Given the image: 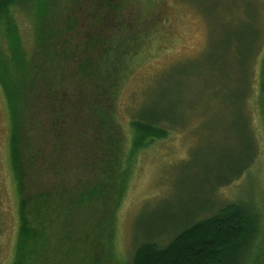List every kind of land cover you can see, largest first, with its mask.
Segmentation results:
<instances>
[{"label":"trees","instance_id":"16d2710c","mask_svg":"<svg viewBox=\"0 0 264 264\" xmlns=\"http://www.w3.org/2000/svg\"><path fill=\"white\" fill-rule=\"evenodd\" d=\"M165 5L0 0V89L17 196L9 264H264V249L253 250L264 245V216L240 202L193 222L197 211L165 244L146 239L124 262L114 253L116 212L130 180L123 157L168 137L153 117L127 129L117 107L137 60L169 38ZM19 6L32 18L29 49L11 13ZM251 49L250 41L240 54L252 57ZM262 73L256 104L264 122L263 66ZM249 156L236 178L256 151Z\"/></svg>","mask_w":264,"mask_h":264},{"label":"rangeland","instance_id":"374dc122","mask_svg":"<svg viewBox=\"0 0 264 264\" xmlns=\"http://www.w3.org/2000/svg\"><path fill=\"white\" fill-rule=\"evenodd\" d=\"M165 1L169 38L160 46L155 40L137 60L117 103L127 129L140 117H153L168 131L167 139L123 157L130 180L116 212L114 246L122 262L146 239L165 244L197 211L193 222L240 202L264 216V122L256 104L264 67V0ZM11 13L29 49L32 18L20 6ZM250 41L252 57L240 54ZM8 133L0 89V264L13 259L17 237ZM130 148L128 140L125 149ZM259 249L264 245L256 243L254 252Z\"/></svg>","mask_w":264,"mask_h":264}]
</instances>
